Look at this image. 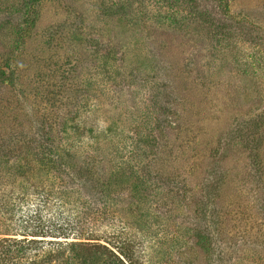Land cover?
I'll use <instances>...</instances> for the list:
<instances>
[{
    "label": "rangeland",
    "instance_id": "374dc122",
    "mask_svg": "<svg viewBox=\"0 0 264 264\" xmlns=\"http://www.w3.org/2000/svg\"><path fill=\"white\" fill-rule=\"evenodd\" d=\"M0 183L112 246L15 264H264V0H0Z\"/></svg>",
    "mask_w": 264,
    "mask_h": 264
},
{
    "label": "trees",
    "instance_id": "16d2710c",
    "mask_svg": "<svg viewBox=\"0 0 264 264\" xmlns=\"http://www.w3.org/2000/svg\"><path fill=\"white\" fill-rule=\"evenodd\" d=\"M3 84H8L9 80L8 79H4L2 80ZM93 182H90V184H92ZM4 184V183H3ZM2 183H0V188H2L3 186ZM90 187L89 183H88V188ZM100 187H102L100 185ZM96 188V187H95ZM90 189L92 190V188L90 187ZM46 190L44 187H37L35 189V195L36 197L40 196L42 198V202L43 203H48L51 198L50 196L47 194V191H43ZM93 191V190H92ZM28 193V192H27ZM46 194V195H44ZM35 195L32 196L35 197ZM31 196V195H29ZM38 197V199L40 198ZM17 197H15L14 202L12 203V196H9L6 192H4L3 190L0 191V211H2V213H4L5 207L9 208L10 205H12L10 211L12 213H5L8 214V216H11V219H15V214H17L20 210H18L16 212V208H18L19 206L21 208L27 207L28 204L30 203L31 198H28L27 196H23L22 198H18L19 199V204L15 205L14 203L16 202ZM10 201V202H8ZM16 207V208H15ZM35 217H30L27 221L25 220L23 223H21L20 225L22 226V235L21 233L19 234L21 237H23V239H6L4 243H0V261L1 264H15V258L12 257V253H14L13 250L16 251L17 256L20 255V260H22V256L25 255L24 251L27 250L28 248V244H31L32 241H28V237H42V238H51V239H59L57 242L56 241H50L52 243H54V245H57V247H55V249H50L47 253L45 258H42L43 263H45L48 259H50V261L52 259H56L58 260V257H63V251L64 249L68 250V248H75V246H78L77 242L82 243L85 242V244L90 245L92 248H98V249H103V250H107V247H112L111 243H107V241L98 239L99 237H97L95 235V231H89V233H86V235H83L82 231H77L78 228L75 229H66L64 231H60V230H55L54 231H49L46 233V229L43 228L44 225L40 224V222H43L41 219L42 217H40V215L38 213H36L34 215ZM18 221V218H17ZM16 221V222H17ZM87 222V221H85ZM34 223V224H33ZM35 226V227H34ZM34 227V228H33ZM31 230H33V232H31ZM38 230V231H36ZM17 236V235H14ZM61 239V240H60ZM72 240V242H69L68 240ZM117 239H120L119 236L117 237ZM87 245L85 247H87ZM129 247H131L129 245ZM117 249V247H116ZM121 249V247H120ZM119 250V249H118ZM110 252V251H109ZM111 254H113L111 252ZM116 257V255H113ZM118 256L120 258H122L123 260H126L128 262V264H133L132 263V259L133 256L132 254H124V253H119L118 252ZM38 258V257H36ZM119 258V261L122 263L121 259ZM14 259V260H13ZM45 259V260H43ZM36 260V261H35ZM40 261V260H39ZM28 264H38V260L34 259L31 263Z\"/></svg>",
    "mask_w": 264,
    "mask_h": 264
}]
</instances>
